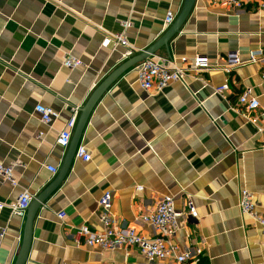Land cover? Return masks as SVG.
Listing matches in <instances>:
<instances>
[{
	"label": "crops",
	"instance_id": "obj_1",
	"mask_svg": "<svg viewBox=\"0 0 264 264\" xmlns=\"http://www.w3.org/2000/svg\"><path fill=\"white\" fill-rule=\"evenodd\" d=\"M184 3L0 0V166H13L17 179L16 187L0 182V202H14L23 190L35 199L57 177L68 150L56 145L59 132L123 63L122 48L103 45L106 34L124 31L138 55L165 34L166 15L176 19ZM122 22L129 28L123 30ZM251 53L255 62L225 71L229 60L245 62ZM155 55L204 56L210 69L146 93L134 67L108 88L79 144L91 160L74 157L58 189L37 210L24 264H147L135 247L106 251L84 245L82 225L102 230L98 200L105 192L112 196L114 220L150 237L156 231L138 220L141 214L164 196L173 197L179 212L191 200L198 217L184 218L174 237L182 251L195 258L200 250L199 264H264L260 228L238 208L246 189L264 212V118L236 108L246 87L264 103V9L251 2L231 8L221 0H195L179 33ZM67 57L82 65L65 68ZM225 82L223 99L214 89ZM38 104L58 112V119L42 124L34 111ZM25 217L0 211V228H6L0 264H15Z\"/></svg>",
	"mask_w": 264,
	"mask_h": 264
},
{
	"label": "built area",
	"instance_id": "obj_2",
	"mask_svg": "<svg viewBox=\"0 0 264 264\" xmlns=\"http://www.w3.org/2000/svg\"><path fill=\"white\" fill-rule=\"evenodd\" d=\"M226 6L231 8H240L244 3L251 2L257 4L259 8L264 9V0H221ZM175 21V16L168 13L164 19V25L169 28ZM123 30L129 28V22H122ZM103 41L104 46L113 45V47L122 48L123 54L121 61L125 62L133 57L137 49L131 45L124 31L120 34H106ZM255 58L253 53L250 54L249 60L240 62L238 60H229L226 72H230L233 66L244 63H253ZM82 65V62L76 58L67 57L63 60V66L67 69H75ZM137 67V82L140 88L148 93H160L170 84L183 82L186 77L192 73L206 71L210 69L209 61L204 56H194L192 60L187 57L164 58L157 55H150L143 60ZM261 82L264 85V71L261 73ZM229 86L227 82L214 89V93L226 98ZM236 108L245 111H258L264 118V103L252 95L251 88H244L237 96ZM35 113L39 116L42 124L49 126L58 119L59 113L49 107L36 105ZM79 114V108H75L71 117L67 120L64 128L59 132L56 139V145L59 148L66 149L69 147L76 122ZM39 134L38 138H42ZM75 158L83 162H89L91 155L85 146L79 145L75 151ZM51 174H56L57 169L46 167ZM0 182H7L12 187L17 186V179L13 173V166H0ZM138 189H141L138 187ZM34 199V195L28 190H23L17 199L9 204L0 202V211L7 208L12 215L23 218L26 211ZM112 196L110 192H105L98 200L99 223L102 230L92 231L87 225L79 228V235L83 238L84 245L100 250L115 251L120 248L135 247L139 250L147 264L155 261L174 260L178 264H199L202 252L197 250L196 257L182 251L174 242V237L182 228L184 218L197 219L198 212L188 200L185 205V211L179 212L175 208V201L171 196H164L158 202L153 211L141 214L138 220L156 231L154 236H143L135 228L124 223H118L111 214ZM238 208L241 214L249 218L254 225L260 228L261 236L264 241V212H258L254 202V194L243 189L240 191ZM60 220L65 218V214H58ZM6 235V228H0V238Z\"/></svg>",
	"mask_w": 264,
	"mask_h": 264
},
{
	"label": "water",
	"instance_id": "obj_3",
	"mask_svg": "<svg viewBox=\"0 0 264 264\" xmlns=\"http://www.w3.org/2000/svg\"><path fill=\"white\" fill-rule=\"evenodd\" d=\"M194 1L195 0H185L181 12L178 14L173 24L166 30L165 34L145 51L129 58L115 70H113L92 92L83 107L79 109L80 115L78 117L77 124L74 129L66 156L57 177L34 200H32L26 211L23 240L15 264H24L26 262L32 235V223L36 212L40 208L41 204L58 189L62 180L66 176L68 168L75 156V151L80 144L81 136L84 132L86 124L97 103L107 92L108 88L120 76L139 65L150 55L156 54L160 48L165 47L172 40V38L179 33L193 8Z\"/></svg>",
	"mask_w": 264,
	"mask_h": 264
}]
</instances>
